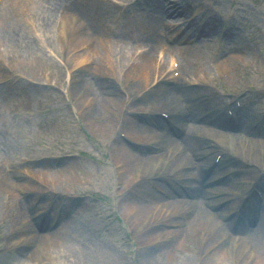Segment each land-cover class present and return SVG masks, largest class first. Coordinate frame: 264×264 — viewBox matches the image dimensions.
Instances as JSON below:
<instances>
[{
	"label": "rangeland",
	"instance_id": "obj_1",
	"mask_svg": "<svg viewBox=\"0 0 264 264\" xmlns=\"http://www.w3.org/2000/svg\"><path fill=\"white\" fill-rule=\"evenodd\" d=\"M46 1L51 4L58 2L68 6H71L72 2L81 5L95 15V20L101 21V27L108 31L112 38L116 35L130 36L126 34L131 33L126 29L128 25L126 20L136 17L139 8L138 3L132 8L128 6L123 8L124 3L127 4L132 0H114V6L108 5L106 0ZM196 1L201 2L202 5L193 3L203 7L200 14L193 13V19L197 25L208 15L213 16L215 25L210 28L211 32L205 31L207 34L192 38L189 41L190 45L183 51L181 64L188 60L192 64H198L197 66L193 64L197 69L194 70L197 72L196 77L190 76L188 72L183 73V79L181 78L183 85L199 87L198 89L211 94L213 100L219 104L230 103L231 109L238 108L234 98L239 97L242 109L250 112L254 120L257 116H264V91L257 98L255 90V87L264 89V0ZM152 2L151 0V5ZM185 3L189 2L183 1L181 4ZM25 8L28 10L29 5H25ZM130 9H134L136 13H130ZM145 13L148 17L144 13L138 15L139 25H145L155 11ZM32 19L36 26L23 31V34L15 33L12 39L16 38L13 40L11 50L0 44V63L3 65V68H0V99L6 98V103L0 104V129L1 135L5 138L3 144L4 142L6 144L3 145V149L6 155L0 149V156L7 159L11 169L16 168L18 164L22 165L26 161L33 160L25 167L28 170H23L26 176L20 178L22 181L17 186H10V182L6 181L0 173V183L2 181L0 184V264H79L77 261H71L75 257L68 262H58L61 260L59 251L70 255L78 254L82 256L79 260H83L86 252H91L96 262L105 252L110 256L113 254L118 257L113 256L110 264H144L143 256L149 251L148 244L163 240L165 237L159 233L158 236L146 240L145 237L140 236L143 229L132 224L133 217L130 219L129 211L136 210L133 208L144 204L139 196L136 198L137 205L131 203L133 205L129 206L127 205L129 202L123 204L121 201L119 206L116 201L120 183L116 179L115 166L112 164L113 161L105 145L104 137L90 117L91 113H99L103 116L102 110L89 111L88 118L92 125L84 116L78 118L81 125L78 124L72 114L70 102L73 101L76 108L75 100L72 99L76 86L72 90V79L66 78L65 75L73 67L74 58L79 56L77 49L84 46H79L80 43L74 40L76 36L68 42V47L59 43L57 38L60 37L58 35L60 30L55 29L56 18L54 16L45 19L42 14L41 16L33 14ZM151 22L152 20H149V24ZM139 25L137 30L140 29ZM220 30L226 33L222 34ZM12 31H18V29L13 28ZM138 34L132 35L133 38L137 40ZM86 37L94 38L89 33ZM87 38L84 41L86 43ZM232 39L237 43H232ZM28 41H34L30 49L21 51L22 46L25 48ZM91 42H96V39L88 43L89 48L94 45ZM216 43L220 44L215 45ZM221 45H226L222 51L227 55H237L235 58L242 59L240 62L243 64L238 71L228 67L224 70L218 64L217 71L214 69L215 66L206 67L205 62L216 60L212 56L215 48ZM240 49H244L246 57L240 54ZM89 51L92 52V56H95L93 49ZM105 58L103 52H100L88 66L91 67V72L93 69V74L102 73L100 76L103 77L106 87L102 88L95 84L94 89L91 90L93 93H84L78 103L83 100L82 105H85V100L91 103L95 98L110 100L116 95L119 96V98L116 97L118 99L122 96L125 99L127 92L123 81L124 70L134 62L128 57L126 63L115 66L113 72L107 73L103 67ZM98 66L102 68L98 69ZM203 73L206 75L202 76ZM228 76L235 77L230 79ZM81 85L83 91L89 90L88 84L80 81ZM67 88L69 93H67ZM106 88L114 89V93L110 95L97 93L98 90L103 92ZM88 96L91 98H87ZM138 101L127 109L138 112L144 106L156 108L160 100L159 97L153 96L149 99H138ZM126 106L128 105H124ZM229 114L232 117L231 110ZM5 148H8V152ZM225 168L217 173L220 174L229 169ZM69 180L73 181L72 187H69ZM55 190L69 192L83 198L82 202L74 205L79 206V209L72 211V214L78 218L72 220L68 215L67 217L59 216L55 221L58 226L56 231L49 229L38 232L39 230L34 227L31 214L37 211L39 220L43 223H50L52 220L44 218L43 212L44 209L54 205L57 197L51 192ZM112 194L115 196L113 197ZM145 208L149 206L145 205ZM235 234L240 236L236 239L237 241H246L252 246L254 255L249 254V259L243 262L241 256L230 252V255L225 258L223 254L221 255L224 262L226 264H264L257 257V244L262 243L264 237H245L246 234ZM35 237L43 238L42 240L48 243L52 242L50 240L52 238L54 242L61 244V248L58 247L59 251L54 247L49 248V257L45 258L46 244H42L40 251L42 259L39 260L29 257V247L20 253L16 251L19 244L21 246L28 242L34 246ZM183 238L172 239L170 245H175V251L177 250L180 256L193 255L191 264H194L196 257L200 256L196 253L199 244ZM261 247L263 249L262 245ZM161 251L163 249L155 251V255L162 254ZM208 258L207 264H216L214 260H208Z\"/></svg>",
	"mask_w": 264,
	"mask_h": 264
},
{
	"label": "bare ground",
	"instance_id": "obj_2",
	"mask_svg": "<svg viewBox=\"0 0 264 264\" xmlns=\"http://www.w3.org/2000/svg\"><path fill=\"white\" fill-rule=\"evenodd\" d=\"M166 5L169 6V10L171 11L176 10L177 0L170 3L166 2ZM208 19L212 24L213 19ZM28 26H34V24L29 23ZM6 37H9V35ZM57 39L62 44L64 43L62 37H58ZM74 40L80 43L79 46H87L88 44V42H84L86 40L85 36H82L81 34H78ZM32 44V42L28 41L24 49L29 50L30 45ZM102 49L103 46H98L96 48V52H99ZM126 49V46H120L114 48V51L121 55H127L128 51ZM8 50H11V48L8 47ZM243 50L240 49V54L246 57ZM236 56L237 55H225L220 59L218 66L220 65L224 70L228 67L231 70L238 71L243 63L240 62L242 59L235 58ZM92 58V52L86 47L79 54L76 60L79 59L81 62H90ZM158 58L159 57L157 56V59ZM140 61L141 60L136 62L138 64L133 65L128 76L125 77V81L128 83V91L137 90L141 86L144 87L150 83L155 85L158 79L162 77L161 73L167 68L164 61L160 62L151 57L147 60H142V62ZM195 65L197 66V64ZM107 66H109V62L107 63ZM187 66L189 67L190 65ZM101 68V66H98V69ZM195 68L196 67H194L191 63L188 71L191 70L189 75L192 77H196L195 75L197 72H194V70L197 69ZM136 69H140L139 73H137ZM96 70L97 69H95V71ZM205 75V73L202 74V76ZM228 77L233 79L235 76ZM181 78L182 72H180V79ZM159 84L160 82L153 86L151 90L156 88L155 95L163 97L162 93L166 92V90L162 86H159ZM179 94L183 96L187 103L186 113L181 117V120H188L191 123L194 121H202L199 130L204 131L206 137L216 139L218 141L217 145H211L201 139L196 140L194 137L190 136L189 133L191 131V127H194L191 123L188 125L187 134L182 138V141L168 139V137H158L157 139V134L155 132L141 130L136 127V122H134V120L130 117H125L124 122L115 121L113 119V116H117V113L120 112V109L124 105L125 101H121V99L116 97L110 100H102V119L104 127L102 128L101 133L103 136L108 137L117 126L124 125L126 128H129L128 134L131 137L137 140H145L149 143L151 142L152 144H156L161 150V152L156 155L144 158L140 156L138 152H134L135 148L132 146H130L127 150L122 146L118 147L115 144L111 145V152L115 157V162L118 166V178L124 184V187L130 188V191L133 190L131 192V196H127L129 202L127 205L131 206L134 203L137 205V195L134 193L135 186L137 185L136 188H141L144 185L142 187V192L145 195L143 200L145 204L142 206L137 205L139 207L136 206L133 208L136 210H134L135 214L133 213V219L131 222L137 227H142V223L149 220L152 226H158V229L161 231L169 228L166 227L169 224L178 226V228L174 230H163L162 232V234H172L173 237H176L178 240H180L181 237H185L192 241L199 242V235L203 234L204 237H211L206 244V246L208 245L206 249L212 247L215 248L211 250L201 264H207V257H209L208 260H214L216 264H226L221 255L223 254L225 258V256L230 255V252L236 253L237 256H242L244 262L246 259H249L248 244L245 241H237L229 238L231 236L223 229L221 223L216 221L214 215L205 207L198 206L197 200L195 203H193L191 199L189 201L181 199L178 201H171L169 203L161 201L162 203L158 204V200H160L161 197L158 194V191L155 192L154 189H161L163 190V193H166L170 197L172 193L167 191L166 188L162 186V183L165 182L163 177L170 175V178L177 179L178 181H180L182 177H189V180L180 181L189 192L188 195L194 199L201 197L205 205L209 207L217 206L220 209L217 212L218 215L230 218L229 211L235 210V208H238L239 205H242V203L245 202V200L241 199V195L248 194L251 196V190L248 188L250 186L253 188V181L257 175L262 173V177L264 176V130L258 132L256 129L251 127V123L248 124L249 121L247 119L243 122H239L240 124H238V129L241 131L239 134L236 136L228 135L225 129L229 124H226L223 112L214 104V101L210 100L209 94L206 91L203 89H193L190 91L189 89H186L184 91L181 90ZM198 94L202 97L199 100L194 101L193 99L195 98L193 97ZM170 96H173V93H170ZM173 97H170V99ZM132 100L133 99H131L130 102H132ZM88 111L89 109L87 108L83 111V114ZM175 112L181 113L178 109H176ZM187 115L188 119H186ZM249 116L250 114H247L246 118ZM204 123L211 124L210 129L208 128V130H206L205 126H203ZM190 134L194 135L196 133L192 131ZM252 135H258L261 139L251 137ZM116 140L119 141L118 138H116ZM155 141L158 142L155 143ZM182 144L186 145V149L182 147ZM208 151L223 152L217 165L214 167V170L221 171V169L226 166L228 168L231 167L227 170H236V173L234 174L235 178L233 180L230 179L231 181H228L225 179L221 181L220 179L219 182H217L218 180L215 178L222 173L211 174L209 176V180L202 176L203 170H205L212 162L211 155H209L205 161H200L201 155ZM249 166H251V168H247ZM141 177L143 178L142 182H137L136 178ZM170 178H167L166 180ZM191 179L194 180V182H191ZM200 181L201 184L198 186V182ZM145 205H148L149 208H145ZM194 205L197 207L196 209L193 208ZM188 215H190V217L188 220L184 221L183 219L187 218ZM250 222H252L251 218H247V224ZM231 224H234V222L231 221L230 225ZM256 226L257 228L255 232L250 235L246 233L245 237H264V214H262V217ZM146 233V239L156 237L159 234L157 230H154L152 227H148ZM36 240L39 241L37 245L34 244L33 246L28 244V255L33 260L42 259L40 255L41 245L46 243L42 239ZM261 245L263 246V249ZM25 246H27V244ZM54 247L59 251L61 245L58 242H54ZM162 247L163 251L160 255H155L154 249H150V251H154L152 253L150 251L144 253V264L192 263L193 255L189 254L187 256H180L174 248H169L168 244L163 245ZM257 247V257L259 260L264 262V239L262 240V243L257 244ZM159 249L160 246H158L157 250ZM59 253L61 255V260H58V262L60 263L68 262L71 258L75 257L71 261H77L79 264H110L113 261L114 256L113 254L110 256V254L104 252L100 255L99 260L96 262V258H92L94 255H92L93 253L91 252H86V255H83V260H79L82 256L78 254L70 255L60 251ZM88 257L91 259H88Z\"/></svg>",
	"mask_w": 264,
	"mask_h": 264
}]
</instances>
